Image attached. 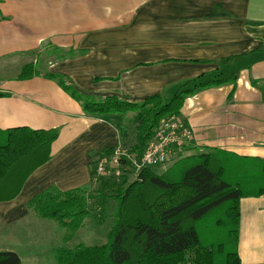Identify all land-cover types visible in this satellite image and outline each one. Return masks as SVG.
<instances>
[{
	"label": "crops",
	"instance_id": "crops-1",
	"mask_svg": "<svg viewBox=\"0 0 264 264\" xmlns=\"http://www.w3.org/2000/svg\"><path fill=\"white\" fill-rule=\"evenodd\" d=\"M31 63L39 74L20 80ZM216 72L236 80L185 101L184 148L197 150L187 155L264 160V0H0V130L58 131L51 160L0 203V227L25 221L28 202L52 186L90 184L97 155L120 142L119 116H86L45 75L85 96L141 103ZM238 253L241 264H264V196L240 201Z\"/></svg>",
	"mask_w": 264,
	"mask_h": 264
},
{
	"label": "trees",
	"instance_id": "trees-1",
	"mask_svg": "<svg viewBox=\"0 0 264 264\" xmlns=\"http://www.w3.org/2000/svg\"><path fill=\"white\" fill-rule=\"evenodd\" d=\"M38 74L31 63L22 68L18 78L28 80ZM45 76L80 103L86 116H119L118 146L137 159L154 139L162 120L180 118L188 98L236 80L216 72L180 84L170 100L154 95L130 103L116 96H85L68 86L62 76ZM57 138V130H0V203L16 199L28 178L51 160ZM130 139L133 141L126 148ZM115 149L98 154L95 164ZM195 150L184 148L186 154ZM179 156L165 173L143 169L125 187L122 184L132 176L130 163L123 171L124 183L92 174L91 183L84 187L64 192L52 186L32 198L27 204L29 213L63 230L64 246L54 251L55 264H241L240 201L264 196V160L220 151ZM109 197L117 201L118 208L107 241L93 247L65 246L84 227L92 204ZM0 264H22V260L15 252L2 251Z\"/></svg>",
	"mask_w": 264,
	"mask_h": 264
},
{
	"label": "rangeland",
	"instance_id": "rangeland-1",
	"mask_svg": "<svg viewBox=\"0 0 264 264\" xmlns=\"http://www.w3.org/2000/svg\"><path fill=\"white\" fill-rule=\"evenodd\" d=\"M132 141V139L129 140L126 148ZM181 155L187 156V154ZM179 158V155L169 156V162L165 166L154 167L153 171L161 175L169 170ZM96 169L94 168L93 175L98 178ZM123 171L113 179L119 183H124ZM135 177H137L135 170L132 169V176L129 178V182L122 185L124 187L126 184L129 185ZM91 208L93 211L86 220L84 227L77 233L75 239L65 246L72 247L77 244H84L93 247L103 245L107 241V235L116 218L117 201L109 197L105 202L101 201V204H96L95 206L92 204ZM0 228V250L17 253L22 260V264H33L32 258L37 260L35 264H55L54 253L50 249L53 245L64 246L61 240L63 230L57 224L37 218L31 214L25 221L16 223L15 226L8 227L1 223Z\"/></svg>",
	"mask_w": 264,
	"mask_h": 264
},
{
	"label": "built area",
	"instance_id": "built-area-1",
	"mask_svg": "<svg viewBox=\"0 0 264 264\" xmlns=\"http://www.w3.org/2000/svg\"><path fill=\"white\" fill-rule=\"evenodd\" d=\"M193 141V132L178 117H169L160 123L155 137L151 140L140 159L131 156L125 149L117 146L114 152L101 158L96 166L99 177H116L120 175L126 164H131L136 176L146 168L166 165L169 156L183 154L185 145ZM126 170V169H125Z\"/></svg>",
	"mask_w": 264,
	"mask_h": 264
}]
</instances>
